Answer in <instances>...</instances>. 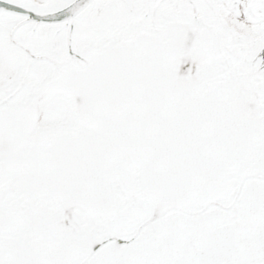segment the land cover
Here are the masks:
<instances>
[{
    "label": "snow or ice",
    "instance_id": "obj_1",
    "mask_svg": "<svg viewBox=\"0 0 264 264\" xmlns=\"http://www.w3.org/2000/svg\"><path fill=\"white\" fill-rule=\"evenodd\" d=\"M0 264H264V0H0Z\"/></svg>",
    "mask_w": 264,
    "mask_h": 264
}]
</instances>
